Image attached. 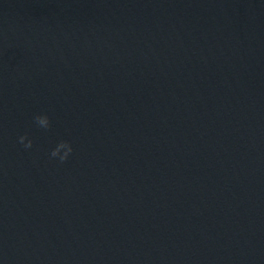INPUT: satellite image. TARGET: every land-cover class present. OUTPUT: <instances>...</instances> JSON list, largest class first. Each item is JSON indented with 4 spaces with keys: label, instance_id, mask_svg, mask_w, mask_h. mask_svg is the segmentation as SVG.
<instances>
[{
    "label": "water",
    "instance_id": "water-1",
    "mask_svg": "<svg viewBox=\"0 0 264 264\" xmlns=\"http://www.w3.org/2000/svg\"><path fill=\"white\" fill-rule=\"evenodd\" d=\"M0 264H264V0H0Z\"/></svg>",
    "mask_w": 264,
    "mask_h": 264
},
{
    "label": "clouds",
    "instance_id": "clouds-1",
    "mask_svg": "<svg viewBox=\"0 0 264 264\" xmlns=\"http://www.w3.org/2000/svg\"><path fill=\"white\" fill-rule=\"evenodd\" d=\"M34 120L39 127L47 129L51 126L50 117L46 113L36 114ZM19 141L25 149L31 148L33 144V140L28 138V133L20 135ZM73 150V145L70 141L61 139L51 149L49 156L50 158H58L60 162H63L69 158Z\"/></svg>",
    "mask_w": 264,
    "mask_h": 264
}]
</instances>
